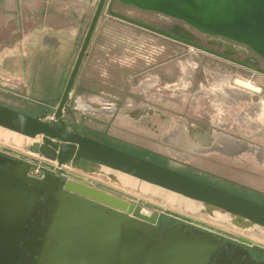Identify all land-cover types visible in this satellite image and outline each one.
Listing matches in <instances>:
<instances>
[{"label":"flooded vegetation","instance_id":"obj_1","mask_svg":"<svg viewBox=\"0 0 264 264\" xmlns=\"http://www.w3.org/2000/svg\"><path fill=\"white\" fill-rule=\"evenodd\" d=\"M99 3L0 0L3 11L21 5L27 14L33 11L44 21V29L34 37L22 32L16 38L31 74V85L20 88L28 100H15L12 94L0 97L27 104L30 114L35 112L32 117L49 120L80 57L62 109L63 120L74 125L73 131L92 134L108 146L252 201L257 197L251 189L257 185L261 190L256 195L264 196V83H260L264 60L247 47L200 33L174 18L119 0ZM0 19L2 63L8 70L15 60L7 57L6 49L15 43L4 30L6 19L3 15ZM178 29L191 36L189 44L168 37ZM55 31L65 36L58 37ZM241 69L254 77L248 78ZM0 87L1 92H11L9 86ZM45 91L52 92L51 99H41ZM7 102L0 105H10ZM52 106L56 107L52 113L45 109ZM2 169L8 171L9 166ZM44 222L37 227V241ZM249 251L251 260L264 263V251Z\"/></svg>","mask_w":264,"mask_h":264},{"label":"water","instance_id":"obj_2","mask_svg":"<svg viewBox=\"0 0 264 264\" xmlns=\"http://www.w3.org/2000/svg\"><path fill=\"white\" fill-rule=\"evenodd\" d=\"M119 1L240 44L264 60V0ZM176 33L165 36L189 44L187 32ZM80 60L51 119L0 105V128L20 136L31 154L58 166L105 176L118 184L119 176L125 175L178 196L180 208L171 204L178 209L191 203L213 222L264 234L263 204L108 146L92 134L73 131L74 125L63 120L62 109ZM6 164L8 171L0 170V264H264L251 260L243 245L168 222L155 212L147 216L139 206L82 182L48 173L32 179L30 164L0 154V166ZM154 199L168 204L164 198Z\"/></svg>","mask_w":264,"mask_h":264},{"label":"rangeland","instance_id":"obj_3","mask_svg":"<svg viewBox=\"0 0 264 264\" xmlns=\"http://www.w3.org/2000/svg\"><path fill=\"white\" fill-rule=\"evenodd\" d=\"M66 2L71 3V2H74V0H66ZM3 19L8 20L9 19L8 14L3 15ZM155 24L162 25L159 22H156ZM178 52H181V50L179 49ZM204 57L210 58L208 55H205ZM210 59L214 60L212 58H210ZM214 61L224 65L226 68L233 67L227 63L218 62L220 60H214ZM211 66L213 68H218L219 64H212ZM262 66H264V62L262 63ZM235 68H237V67H235ZM241 71L244 74H246L248 78H252L253 73L246 72L242 69H241ZM255 77L258 78L259 80H261V76L259 77V75L256 74ZM260 83H264V80H261ZM51 93H52L51 91L42 92L41 99H43V100L44 99H47V100L51 99V95H52ZM8 94H12L13 96H15V97H11V98H15V100H16V97L22 98L23 101H25V100L27 101L29 98L27 92L24 90H21V89L20 90L17 89L16 91H11L10 93H4V92L0 91L1 96L7 97ZM12 95H9V96H12ZM22 99H21V101H22ZM0 102L4 103V102H7V100H5V98L3 99L0 97ZM18 102L19 103L15 102V101H8L7 103L15 106L14 108H10V109H13L19 113H22L25 115H30V116L35 114V112H31L32 115L30 114L31 110L28 108L29 106L27 104L24 105V104H21L20 101H18ZM55 106L54 107L52 106L53 108H51V109H48V108H45V109L48 111L50 110V112L52 113L54 111V109L56 108ZM7 108H9V107H7ZM36 113L38 114V111ZM26 146H27L26 143L24 142V140L20 136L10 134V133H8L5 130H2L0 128V153L7 155V156H10V157H14L16 159L22 158L24 155L28 154V149ZM136 156H141V155L136 154ZM67 168H68V170L70 169L68 166H67ZM70 174L71 175H68V177L71 178L73 176L72 179H74L76 181H79V182H82V183L89 185L91 187L103 190L107 193L113 194V195H115L121 199H124V200L134 204L135 206H139L142 210V213L147 215V216L150 215L151 213L155 212L158 214V216L161 219L166 220L168 222L183 224V225L191 227V228H195V229H199V230L208 232L212 235L218 236V237L223 238L227 241H231L235 244L243 245L245 248H247L249 250L250 249H257V250L264 251V242L263 241L261 242L258 238H256V236H259L257 233L239 232V231L233 230V229H231L225 225H222V224H219V223H216V222H213V221L207 219L204 216V214L198 213V211H196L194 209H192V212L197 213V215H195V216L193 213H190L189 211L181 210V209H178L177 207H174V206H171L168 204H164L162 201L156 200L153 197V194L155 192H158V191H156L154 188L148 186L145 183H141V182L137 181L134 178H131L128 176L126 177L125 175H123L122 179L128 178L129 180L126 181V183L122 182L123 185H120L118 183L112 182L111 180L107 179L105 176H101V175H90V174H85V173H81L78 171L77 172L73 171V173L70 172ZM125 180H127V179H125ZM142 188H144V189H142ZM259 188L260 187L258 185L253 187L254 190L251 189V193L255 197H257V199L254 198L255 201L264 205V196L263 195L262 196L256 195L257 194L256 191L261 190ZM239 193L242 195H246V194H243V192H239ZM252 194L247 193V195L253 196ZM201 217H202V219H201ZM260 236L264 237V235H261V234H260Z\"/></svg>","mask_w":264,"mask_h":264},{"label":"crops","instance_id":"obj_4","mask_svg":"<svg viewBox=\"0 0 264 264\" xmlns=\"http://www.w3.org/2000/svg\"><path fill=\"white\" fill-rule=\"evenodd\" d=\"M16 6L17 5L13 4L11 9L7 11H3L0 9V15L8 14L9 16V19L5 20L6 26H4V30H7L6 35L11 37V41L15 43V47H13V49L11 48H9L11 50L6 49L9 51L8 52L9 55L7 57L12 58V60H15L14 64L8 70L3 66L2 61L5 60V58H3V56L1 55L3 48H0V86L3 85L9 86L8 89L11 91L16 90L11 86H16V88L22 89V87L24 88L26 86L28 87L29 85H31L30 83L31 74L29 73L28 69H26L25 66L26 58L25 56L20 54L19 51H21L20 47L22 46L21 43L19 44L16 43L18 41L16 38L20 37V34L22 32L26 34L27 38H32L34 37L35 34H37L35 32H37L40 29L41 30L44 29V25H43L44 21L42 20V18H40L39 20L38 18H35L33 11H30V14H27L23 10L21 5H18L17 7ZM57 15L58 14L54 15L55 20L57 19L56 17ZM0 27H2L1 19H0ZM55 34H57L58 37L65 36L57 31H55ZM2 45L3 44H1V46ZM3 52L5 51L3 50ZM221 100L225 101L227 99L223 98ZM4 105L10 107V105L8 104H4ZM186 139L187 138L185 137V139L183 140L185 141Z\"/></svg>","mask_w":264,"mask_h":264},{"label":"built area","instance_id":"obj_5","mask_svg":"<svg viewBox=\"0 0 264 264\" xmlns=\"http://www.w3.org/2000/svg\"><path fill=\"white\" fill-rule=\"evenodd\" d=\"M17 159L31 165L28 176L35 180H40L45 173L57 176L63 180H69L73 178V176L71 178L68 177V175H71L70 172H75V170L69 166L68 167L70 169L68 170L67 166H58L56 163L46 160L40 156L33 155L29 151L28 154Z\"/></svg>","mask_w":264,"mask_h":264},{"label":"bare ground","instance_id":"obj_6","mask_svg":"<svg viewBox=\"0 0 264 264\" xmlns=\"http://www.w3.org/2000/svg\"><path fill=\"white\" fill-rule=\"evenodd\" d=\"M3 130V129H2ZM6 131V130H5ZM6 132H8V131H6ZM8 133H10V132H8ZM10 134H12V133H10ZM122 176L123 175H120L119 176V183L121 184V185H123V183H126V181H128L129 179L128 178H125V179H127V180H125L124 178L122 179ZM125 177V176H124ZM127 177V176H126ZM123 182V183H122ZM142 183V182H141ZM125 186V185H124ZM142 189H144V188H142ZM156 191H158V192H155L154 194H153V197L155 198V196L156 197H159V198H164V199H166V202L168 203V204H172V205H176L178 208H180V206H181V204H183L182 203V201L178 198V196H175V195H172V194H165L164 192H161L160 190H158V189H156V188H154ZM144 191V190H143ZM185 210L186 211H189L190 213H193L192 212V209H194V210H196V211H198L199 209H196V206L194 205V204H191V203H188V204H186L185 205ZM185 213V212H184ZM194 214V216L195 215H197V213H193ZM193 216V215H192ZM199 218V217H198ZM201 219H202V217H201ZM200 219V220H201ZM210 222V221H209ZM247 235V234H246ZM264 235V234H263ZM255 237V236H254ZM253 237V238H254ZM256 238H258L261 242L263 241L264 242V237L263 236H256Z\"/></svg>","mask_w":264,"mask_h":264}]
</instances>
